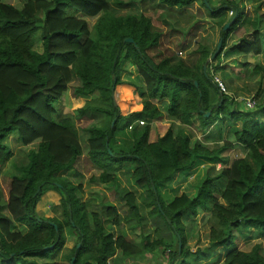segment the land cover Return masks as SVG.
Returning <instances> with one entry per match:
<instances>
[{
    "label": "trees",
    "instance_id": "trees-1",
    "mask_svg": "<svg viewBox=\"0 0 264 264\" xmlns=\"http://www.w3.org/2000/svg\"><path fill=\"white\" fill-rule=\"evenodd\" d=\"M18 1L20 7L0 0V169L12 158L5 143L10 134H17L21 146L36 144V149L27 152L25 164L10 180L8 216L2 213L0 190V264H48L38 258L52 259L53 264H106L117 254L125 260L160 249L169 250L167 264H196L184 259L189 250L184 221L199 213L210 217V255L200 251L194 260L216 257L222 264H264L260 245L247 252L237 248L243 230L264 232V125L259 120H264V95L257 96L259 101L242 99L245 109H237L228 91L220 93L212 78L223 69L222 60L264 53V36L257 29L249 39L227 45L245 23L242 9L233 1L214 6L212 0H156L176 10L199 3L221 25L217 56L209 63L213 52L202 48L199 65L189 67L171 58L155 62L148 52L158 47L161 35L151 19L115 16L108 0ZM229 11L232 18L226 19ZM78 16L96 19L93 29ZM125 64L140 78L141 94L136 85L121 81ZM74 79L79 86L73 94L85 104L74 115L58 118L56 105ZM126 86L139 96L136 110H128L130 102L122 107ZM249 99L255 103L252 109L246 105ZM89 114L104 119L101 126L85 130L87 158L100 171L91 183L116 189L117 173L131 169V181L150 200L144 204L145 217L131 191H115L126 207L121 213L115 205L101 202L95 207L82 201V186L63 177L78 176L75 168L83 148L76 120ZM164 116L171 124L151 141L152 124ZM137 121L143 125H133ZM195 122L203 129L217 122L232 124L236 144L255 168L245 159L219 170L208 168L193 197L181 194L166 202L159 194L161 186L187 172L196 159L214 160L220 150L234 148L232 143L213 150L191 145L183 127ZM50 190L59 195V204L50 217L41 216L37 204ZM132 223L150 225L157 238L145 235L135 244L111 230L130 229ZM17 226L22 231L15 230ZM70 236L75 241L67 249Z\"/></svg>",
    "mask_w": 264,
    "mask_h": 264
},
{
    "label": "rangeland",
    "instance_id": "rangeland-1",
    "mask_svg": "<svg viewBox=\"0 0 264 264\" xmlns=\"http://www.w3.org/2000/svg\"><path fill=\"white\" fill-rule=\"evenodd\" d=\"M233 1L238 8L242 9L245 16V23L238 27L231 35L228 41L229 45H234L242 38L249 39L251 33L257 29L260 30L262 37L264 36V1L258 0H212L214 6H219L220 2ZM6 3L13 4L20 7L18 0H4ZM110 13L115 16H146L151 19L153 29L160 33L161 39L158 47L148 52L149 56L155 61L163 58H171L172 61L182 60L189 67H197L200 63L199 50L204 48L211 52H215L216 47L220 41L219 31L221 25L218 20L212 18L199 3H195L186 9H168L164 6H159L156 0H108ZM259 7V8H258ZM231 11L226 13L225 18H232ZM87 21L89 29L92 30L96 19L78 16ZM224 21V19H223ZM39 51V47H37ZM212 53V54H213ZM240 57H233L232 59L222 60L223 69L217 72L216 75L221 78L229 93V98L234 100L237 109H245L242 99L255 97L259 101V94L264 95V53L259 57H247L239 59ZM120 79L126 83H132L137 86L139 93L144 92V86L138 77L135 69L130 64L123 66L120 74ZM79 86V81L74 79L69 84L67 92L63 95L59 103L56 105L58 118L64 115H74L75 110L85 104V100L76 98L73 91ZM124 96L122 107L127 106L129 111L136 110L139 107V96L134 92L130 86L124 89ZM258 93V94H257ZM258 96V98H257ZM237 100V101H236ZM164 106V105H163ZM161 109V107H159ZM162 110V109H161ZM260 124L264 125V120L259 119ZM258 120V121H259ZM104 122L102 116L89 114L81 120H76L77 132L79 141L83 148V155L79 158L76 164L75 172L78 174L74 177L72 174L64 175L63 177L71 185H81L83 194L82 201L91 202L98 207V205L107 203L115 205L121 213L126 210V207L119 202L115 191L125 190L135 193L137 196L140 214L145 217L144 204L150 200L145 196L144 189L135 187L130 179L129 168H123L118 176V183L116 189L112 185L92 184L90 179L98 177L100 171L90 164L86 155V129L92 126H101ZM171 124V120L166 116L158 119L152 124L151 141L156 138V133H162ZM175 125V123H174ZM177 128L178 126H174ZM185 133L191 137V145L200 144L211 150L219 149L224 143H232L234 148L220 150L214 160L196 159L191 168L183 173H178L168 185L159 188V194L166 202L172 201L175 197L181 194H186L193 197L196 189L201 185L205 172L208 168L214 167L216 170L222 167H229L233 161L237 159H245L253 168L254 164L247 158L245 150L242 146L236 144L234 140L235 129L232 124H220L217 122L212 128L203 129L198 122H195L191 127H183ZM209 133L206 134V132ZM17 134H10L6 139V145L12 151V158L0 169V190L3 194L1 205L3 207V214L7 215L5 210L9 192L10 180L14 174H17V168L26 162V154L31 149H36V144L28 147H23L18 144ZM56 193V192H55ZM57 194V193H56ZM58 195V194H57ZM59 196V195H58ZM146 197V200L143 199ZM58 203V202H57ZM58 205V204H57ZM56 205H51L49 208V215H52V208ZM51 213V214H50ZM44 216V213H39ZM209 215L199 213L197 217L187 216L184 221L187 229V244L186 250L188 254L184 259L190 263L196 264H222L216 257L210 258L207 261L194 260V257L200 252H208V234L211 223L209 222ZM22 227H15V230L22 231ZM113 233L123 235L128 241L138 244L141 237L150 235L152 239L157 238L150 225L137 226L132 223L131 228L125 227L122 229L111 228ZM70 235V234H69ZM242 239L237 240V248L242 251H249L254 245L261 246V252L264 255V232L257 229H248L242 231ZM67 246L74 245L75 238L70 236ZM183 247H180L182 252ZM169 250L160 249L152 254H146L141 257H134L125 259L126 264H167ZM210 255V253H209ZM60 255H58L59 257ZM47 263L53 262L52 259L44 261ZM43 263V262H41ZM121 264V261L119 262ZM114 264V262H113Z\"/></svg>",
    "mask_w": 264,
    "mask_h": 264
},
{
    "label": "crops",
    "instance_id": "crops-1",
    "mask_svg": "<svg viewBox=\"0 0 264 264\" xmlns=\"http://www.w3.org/2000/svg\"><path fill=\"white\" fill-rule=\"evenodd\" d=\"M231 38V37H230ZM229 46V44H227ZM247 58V57H246ZM251 58H254V57H251ZM239 59L242 60V58L240 57ZM213 127V126H212ZM210 127V128H212ZM209 133V131L206 132V134ZM59 196L54 192V191H47L41 198V200L38 202L37 204V212H42L44 213V216L46 217H50L51 215H49V208L51 205H57L59 204ZM58 202V203H57ZM51 214V213H50ZM66 248L67 249H70L72 248V246H67V243H66ZM49 260V259H48ZM37 262L41 263H47V262H44V261H47V259H41V258H38L36 259ZM112 262L116 263V264H120L119 262L121 261V264H126V260H123L121 259V257L117 254L114 258H112L111 260ZM55 263L54 261L53 262H50L48 264H53ZM113 264V263H112Z\"/></svg>",
    "mask_w": 264,
    "mask_h": 264
},
{
    "label": "built area",
    "instance_id": "built-area-1",
    "mask_svg": "<svg viewBox=\"0 0 264 264\" xmlns=\"http://www.w3.org/2000/svg\"><path fill=\"white\" fill-rule=\"evenodd\" d=\"M230 14H232V13H230ZM212 78H213V82L217 85V88H218L219 92L227 94V90H226V86H225L224 82L221 81V79L219 77L212 76ZM246 105H247L248 108L252 109L254 107L255 103H254V101L252 99H249V100L246 101ZM135 124H138V125L142 126L143 122L142 121H137V122L133 123V125H135ZM131 128H132V125L129 126V129H131ZM106 264H112L111 260L109 259L106 262Z\"/></svg>",
    "mask_w": 264,
    "mask_h": 264
},
{
    "label": "water",
    "instance_id": "water-1",
    "mask_svg": "<svg viewBox=\"0 0 264 264\" xmlns=\"http://www.w3.org/2000/svg\"><path fill=\"white\" fill-rule=\"evenodd\" d=\"M228 26L229 25H226L225 29H227ZM124 42L125 43H132V40L131 39H126V40H124ZM221 46H222V40L220 39V41H219V43H218V45L216 47L215 52L213 53V55L211 56V58L208 60L209 62H211L217 56V54L219 53V51L221 49ZM195 85H196V83H195ZM208 116H209V113L206 114V117H208ZM180 247L181 246H180V243H179V251H180Z\"/></svg>",
    "mask_w": 264,
    "mask_h": 264
},
{
    "label": "clouds",
    "instance_id": "clouds-1",
    "mask_svg": "<svg viewBox=\"0 0 264 264\" xmlns=\"http://www.w3.org/2000/svg\"><path fill=\"white\" fill-rule=\"evenodd\" d=\"M209 62V61H208ZM210 63V62H209ZM111 260V259H110ZM112 262V261H111Z\"/></svg>",
    "mask_w": 264,
    "mask_h": 264
},
{
    "label": "bare ground",
    "instance_id": "bare-ground-1",
    "mask_svg": "<svg viewBox=\"0 0 264 264\" xmlns=\"http://www.w3.org/2000/svg\"><path fill=\"white\" fill-rule=\"evenodd\" d=\"M227 25V24H226Z\"/></svg>",
    "mask_w": 264,
    "mask_h": 264
}]
</instances>
